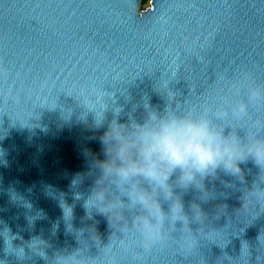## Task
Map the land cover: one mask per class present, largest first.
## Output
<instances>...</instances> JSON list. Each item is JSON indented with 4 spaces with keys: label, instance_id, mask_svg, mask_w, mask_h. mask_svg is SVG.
I'll return each instance as SVG.
<instances>
[{
    "label": "water",
    "instance_id": "95a60500",
    "mask_svg": "<svg viewBox=\"0 0 264 264\" xmlns=\"http://www.w3.org/2000/svg\"><path fill=\"white\" fill-rule=\"evenodd\" d=\"M143 6L0 0V264H264V0ZM172 120L236 144L243 175H145Z\"/></svg>",
    "mask_w": 264,
    "mask_h": 264
},
{
    "label": "clouds",
    "instance_id": "9594fccd",
    "mask_svg": "<svg viewBox=\"0 0 264 264\" xmlns=\"http://www.w3.org/2000/svg\"><path fill=\"white\" fill-rule=\"evenodd\" d=\"M95 111L96 109H89ZM106 111V107H103ZM101 123H97L99 127ZM109 137L107 131L102 137L103 145H106ZM105 155L107 149L104 148ZM255 163L264 167V148L255 151ZM143 158L148 167L144 174L152 179L160 175L159 168L153 166V160L162 162L170 170V174L164 175L163 180L166 183L171 179V175L179 171L180 182L185 186H191L197 176L203 179L218 169L233 175H243V169L240 167L247 157L239 153L238 146L234 143H227L222 135L214 133L206 122L172 120L165 121L158 130L152 133L146 140V147ZM101 166L108 165L110 162L106 159L97 161ZM124 175L122 171L120 173ZM77 183V181H73ZM92 194L84 202V208L89 211L92 206ZM248 205L247 203L244 205ZM65 219L70 214L73 216V208L67 204H62ZM198 207V206H197ZM174 211L178 214L184 212L182 201L173 205ZM264 210V206H262ZM102 210H101V212ZM201 217V211L198 213Z\"/></svg>",
    "mask_w": 264,
    "mask_h": 264
},
{
    "label": "rangeland",
    "instance_id": "374dc122",
    "mask_svg": "<svg viewBox=\"0 0 264 264\" xmlns=\"http://www.w3.org/2000/svg\"><path fill=\"white\" fill-rule=\"evenodd\" d=\"M149 3H150V0H148V2L146 4H144V8L148 7L149 6Z\"/></svg>",
    "mask_w": 264,
    "mask_h": 264
},
{
    "label": "trees",
    "instance_id": "16d2710c",
    "mask_svg": "<svg viewBox=\"0 0 264 264\" xmlns=\"http://www.w3.org/2000/svg\"><path fill=\"white\" fill-rule=\"evenodd\" d=\"M148 2V0H143V3L146 4Z\"/></svg>",
    "mask_w": 264,
    "mask_h": 264
}]
</instances>
